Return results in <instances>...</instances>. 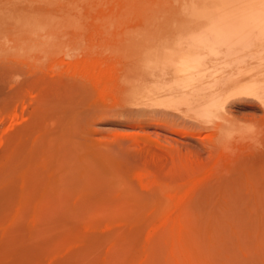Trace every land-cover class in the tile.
<instances>
[{
    "label": "rangeland",
    "instance_id": "1",
    "mask_svg": "<svg viewBox=\"0 0 264 264\" xmlns=\"http://www.w3.org/2000/svg\"><path fill=\"white\" fill-rule=\"evenodd\" d=\"M175 1L0 0V160L2 161L3 157L6 156V146L9 147L10 143L17 139L18 134L24 131L22 128L32 124L33 113L36 114L40 109L39 106L41 108L46 106V113L51 117V119L45 118L48 131L51 128L50 132L46 131V133H51H47L48 138L51 137L49 135H54L55 138H59L56 139L57 144L61 145L64 142V146L71 148L73 152L77 147L78 151L82 147L80 141H86L87 145L96 146L94 147V150L97 149L95 151L100 149L97 152L98 157L108 155V158L102 159H105L106 164H110L108 167L106 165V170H109L106 171V175L100 176L98 180H91L88 184L91 186L89 193H87L89 189L86 188L87 192H83L84 189L81 190L79 187L81 185L74 184L75 187L77 186L74 187L75 190H72L74 192L65 193L66 191L63 190L64 192H62L66 195L61 192L58 202L60 203L61 198L62 201L64 198L65 202L61 201L62 204H59L56 201L60 206L56 204L57 207H53L55 201L44 202L42 207L44 213L42 211L43 214L41 213L38 222L40 224L36 225L37 229L33 232L36 233L31 239H28L24 231L25 217L17 220L18 224H6L5 228L8 227L10 230L7 234L11 238L26 240L31 250L34 248L40 251L41 256H38L32 264H166L167 255L170 259L173 258L172 255H175L168 253L170 249L172 250L169 247L173 246H170V242L175 239V244L176 242L179 244L182 240L180 246L185 243L188 245L179 248L183 250L185 247L189 250L188 252L198 250V255L196 256L194 253V256L195 258L199 255L201 257L204 251L200 249V245H198L199 248L196 246V249L190 250L189 241L193 239V236L190 234V229L185 231L187 226L185 223L184 229L183 223L186 222V218H188L187 223L189 222L190 215L188 214L193 213V209L198 211L202 204L203 206L207 204L208 200L213 207L219 204L222 198L220 199V194H216L217 191L221 189L223 184L226 187L235 179L233 182L240 180L241 185L238 183L240 185L238 188L247 191H243L234 200H231L233 203L231 206L236 207V209L245 207L244 210L250 209L253 211L252 213L259 208L254 198L258 199L259 197L260 199V192L261 198H264L262 197L264 181L261 179L264 175V116L262 115V106L258 108L256 107L258 103L254 102L245 106L243 104L239 109L232 108V118L235 121L231 119L232 123L230 122L225 126L210 120L212 117L210 118L209 115L205 119H200L202 121H198V118L193 116L194 114L192 115V106L187 107L192 105L190 104L192 103L189 98L190 95H179L180 93H174L177 92L176 90H171L176 85V82L172 80H178L173 70L167 69L164 62L169 57L172 58V54L179 55V47L185 48L186 43H189V38L193 35H199L198 37L204 35L203 40L211 38L212 35L209 34L208 37L206 32L213 24L210 19L212 16L239 9L253 13L255 11L261 16L264 12V0H246L247 2L242 0L245 4L241 0H222V4L221 0L220 3L219 0H180L184 3L177 0L178 2L174 4ZM211 1H214V6L210 3ZM249 1L252 2L249 3ZM199 3L200 5H198ZM204 3H206V7H204ZM187 4L191 5L195 11H201L204 8L203 10H206L208 15L197 19L184 15L179 10H182L180 7ZM260 16L258 17L260 18ZM245 30L243 29L239 35H233L231 41L245 42V39L252 38L256 34L254 30H250L249 34L243 32ZM202 51L196 50L200 54ZM203 52L206 54L205 50ZM209 53L211 54L208 52L206 56H212ZM166 56L169 57L166 59ZM256 63L252 61L251 66H249L251 68L247 67V70L240 67V75H242L243 69H245V73L242 77L245 75L246 77L252 76L254 73L255 76L264 75V64H260L258 67V63ZM238 71H234V73H238ZM261 71L263 72L261 73ZM229 72L231 74L232 71L228 70L227 73ZM97 74H101V76ZM47 84L52 89L47 88ZM50 92L59 93L57 95L59 97L55 99L56 96L52 93L50 95L54 98L50 97ZM175 97L178 98V103ZM169 98L171 101L167 100ZM186 100L187 104L185 105ZM189 100L191 101L189 102ZM171 102L173 106L180 105L177 108L171 107ZM49 103L56 104L55 106L52 104L55 108L53 109ZM50 107L51 109H49ZM184 108L187 113L183 110ZM214 108L207 111L217 112ZM27 121H30L28 124H31L27 125ZM208 125L212 126L209 127ZM226 127L227 130H225ZM18 130L22 132L20 133ZM13 132L14 134H12ZM184 132L190 133L191 136H182L181 133ZM13 137L16 138L12 139ZM42 138H46L44 141L47 144V135L42 134ZM42 144H45L43 140ZM86 144L84 142V145ZM83 147L80 149L83 150ZM81 150L79 153H82ZM68 151L70 149L66 150V152ZM101 152L106 155L102 156ZM63 153L65 154V151ZM73 155L76 156L74 153L70 156ZM97 159L101 158L96 157ZM234 167L238 169L235 168V170ZM192 170H195L196 174ZM220 180L225 181L223 183ZM82 186L85 187L86 185ZM262 187L263 189H261ZM248 190L251 192L247 196ZM251 194L252 197H250ZM206 195H208L207 198ZM211 197L213 201H211ZM217 197L219 200L216 199ZM250 198L253 203L248 201ZM257 199L256 201H258ZM48 202L53 206L51 207ZM259 202L264 201L259 200ZM259 202L257 203L259 204ZM73 205H76L75 208L72 207ZM58 206L61 209H58ZM192 206L195 207L192 208ZM257 206L258 208H256ZM161 208L165 211L162 212ZM67 210H70L69 215L72 218L66 213ZM62 212L65 217L61 216ZM160 212H162L163 217L160 216ZM187 212L185 217L184 213ZM194 213L191 214V217H196ZM61 217H64L65 220L68 219V222L71 219L69 225L74 226V229L72 226L66 230L70 233L68 232L66 235L65 232L63 238L61 232L67 228L65 224L69 225L67 221L63 223L64 220L62 219L60 223ZM195 217H192L189 222L192 223L188 224V227L193 224ZM220 217L225 216L221 215ZM175 220L176 222H174ZM177 220L180 223H177ZM83 222H87V224H83ZM58 224L59 228L63 224L62 229H64L59 233ZM69 229L74 230L73 236ZM172 231L173 234H171ZM181 231L189 233L190 239L188 238L189 234L187 236L184 232L185 236H182ZM69 234L73 237L72 239ZM205 235V239L201 238L200 240L204 239L207 242L208 236L205 237ZM66 236L69 237L70 241L74 240L70 242ZM10 237L9 239H11ZM201 237H203L202 234ZM211 239L215 241V237ZM58 240L62 242L59 243ZM244 240L246 241V239ZM244 240H240L241 244ZM150 242H152L151 245ZM247 242L242 245L248 246ZM239 244L236 247L239 252L238 254L236 251V257L240 255L242 258L239 256L237 259L234 256L232 258L234 262L229 258L232 264H235L236 259L238 262L236 264H242V262L253 264L257 257L261 258L257 259L260 260V262L257 261L258 264L264 263V257L261 256L263 254L260 255L261 257L259 255L255 257L250 251L249 257L253 255L255 260L252 256L251 261L253 260V263L248 259L246 261L245 255L247 254L242 252V249L243 251L245 249ZM173 247L176 249H173L174 251L179 249L177 244ZM183 251L187 252L185 249ZM234 251L232 253L235 255ZM180 252L181 250L176 255ZM188 252L182 253L183 258ZM249 252L246 251V253ZM48 253L52 255L50 256ZM189 254L187 258L185 256V261L187 260L186 263L184 262L185 264L190 263L188 259H194L193 254ZM182 255L176 257L180 259ZM205 255L206 252L203 257ZM189 256L191 258H188ZM176 257L173 258L175 261L178 259ZM160 258L162 259L160 260ZM229 259L227 264H231ZM181 260L184 261L182 258ZM176 262L184 264L182 261L177 260Z\"/></svg>",
    "mask_w": 264,
    "mask_h": 264
},
{
    "label": "bare ground",
    "instance_id": "2",
    "mask_svg": "<svg viewBox=\"0 0 264 264\" xmlns=\"http://www.w3.org/2000/svg\"><path fill=\"white\" fill-rule=\"evenodd\" d=\"M171 1H173V0H171ZM216 1H218V0H216ZM244 1L247 2L246 0H244ZM244 1H242V2L245 4ZM254 1H261V0H254ZM176 2H178V1L176 0L174 2V4ZM186 2H188V1H186ZM213 2L214 1L210 2L212 4V6H214ZM218 2L220 3V0ZM242 2H240V3H242ZM251 2L252 1H249V3H251ZM200 3L198 5H200ZM221 4H222V0H221ZM223 4H224V2H223ZM205 5H206V3H204V7H206ZM210 6L211 5L209 4V7ZM221 6H223V5H221ZM175 8H176V6H175ZM180 8H182V10H179V11H182V13L184 15L192 16L193 18H196V19L197 18H204V17H206L208 15L206 13V10H203L204 9L203 8V4H202V8L203 9L201 11L200 10L199 11H195L194 8L191 5H188V4L185 5L184 7H180ZM199 8H201V7H199ZM233 8H235V7H233ZM214 9H215V7H214ZM256 14L258 15V12L255 13V11H254V13H253V12L248 11V10H240L239 9V10H235V11L223 12V13H220V14H218L216 16H212L210 19L212 20L213 24L206 32L208 37H209V34L212 35L211 38L203 40V36L204 35L200 36L201 38L198 37L199 35H197V36L193 35L192 37L189 38V41H188L189 43H186L185 48L184 47H182V48L179 47V49H180V50H178V52H179L178 54L179 55H177L176 53L172 54L171 55L172 58H170L169 56H166V59L168 57L169 58H168L167 61L164 62V65L167 66L166 67L167 69L171 68L173 70L174 75L176 76V78L178 80V81L172 80V81L176 82L175 86L178 87V88H176L174 86L171 90H173V91L176 90L177 92H174V93H177V94L180 93L179 95H181V94H186L188 96L190 95L189 98L192 101L189 100V102L191 101L192 103H190V104H192V105H188L187 107L192 106L191 109L193 111L195 109L196 110L198 109L197 111H194V112L192 111V115L194 114L193 116H196L198 118V121H202L200 119H205V118H207V115H209L210 118L212 117V119H210V120H213L215 122H219L222 126L228 125L232 121L231 119H233L232 118V116H233L232 113L233 112L231 111L232 108L233 109H236V108L239 109V107L240 106L242 107L243 104H244L243 106H245L247 104H251V103H254V102H257L258 104H260V105L256 104L257 105L256 107L260 108V106H262L261 110L263 112L262 115L264 116V77H261V76H264V75L260 74V76H255L254 75L255 73H254V74H252V76H247L246 77V75H245V77H242V75H244V73H245V69L247 67L251 66L252 61L257 62L258 63V67H259L260 64L261 65L264 64L263 63L264 62V12L262 13L263 16L261 15L262 17L260 15H258V16H260V18L258 16H255ZM259 21H262V22H259ZM258 24H260V25H258ZM243 29H246L243 32H247V33L250 30H254V31H256V34H254V37H252V38L248 37L249 39H245V42H239V41L232 42L231 41L232 40V36L233 35L234 36L239 35V33H241ZM200 34H202V33H200ZM242 35H243V33H242ZM256 41H257V43H256ZM182 42H184V41H182ZM257 48H259V49H257ZM196 50H198L199 52H200V50H203V51L205 50L206 54L208 52H211V54L210 53L209 54L212 55V56L208 57V56H206V54H204L203 51H202V54H200V53L196 52ZM185 51H186V53H184ZM240 67L241 68H245V69H243L242 75H240V73H241L240 72ZM249 68H251V67H249ZM249 68H248V70H250ZM163 70H166V69H163ZM228 70L232 71L231 74H230V72L227 73ZM169 71H170V69H169ZM234 71L235 72L238 71V73H234ZM250 71H249V75H250ZM262 72L263 71H261V73ZM78 74H79V72H78ZM97 75L101 76V74H97ZM228 75H232V76H228ZM88 79H89V77H88ZM97 79H98V77H97ZM99 79L101 80V78H99ZM259 79H262V80L260 81ZM93 80H94V78H93ZM105 80H106V78H105ZM97 82H98V80H97ZM106 84H107V82H106ZM47 86H48L47 88L50 87L48 84H47ZM103 86H104V84H103ZM60 90H61V88H60ZM42 92L44 94V91H42ZM56 92L55 93L54 92L53 93L50 92L49 95L52 93L53 95L56 96L55 97V99H56V98L59 97V96L57 97V95L59 93L57 94ZM47 96H48V93H47ZM50 97L54 98L52 95H50ZM176 98L177 97H175V100H176ZM208 98H210V99H208ZM167 100L171 101L170 98L167 99ZM178 101L179 100L177 98L176 102L178 103ZM162 102H164V101H162ZM165 103H166V101H165ZM182 103H184L183 100H182ZM52 104H50V106L54 109L55 108L54 106L56 104L55 105L53 104L54 106ZM186 104H187V100L185 102V105ZM179 105H176V106L174 105V106L177 108V106L179 107ZM174 106H173V103H172L171 107H174ZM217 106L219 108H216ZM51 107L49 109H51ZM39 108H38L39 110L36 112V114L33 113L34 116L32 115L33 117L31 119L32 120L31 123L33 125L30 123L32 125V127H31L30 124H28L30 121H27V125H30L28 127H31V128L28 129V127L26 126V128L25 127L22 128L24 130L23 132L20 131L22 129L18 130L20 133L21 132L22 133L18 134L17 139H15L16 141L13 140V143L15 141L14 144L10 143L11 145L9 147H7L8 145L6 146V148H7L6 156L3 157L4 159L1 158L2 161L0 160L1 161L0 162V264H32L38 256H41V254H39V252H40L39 250L37 251L34 248H32V250H31V247H30L29 244H27L28 242L26 240H23V239L20 240L18 238H16V240H15V238H11L8 235L9 231H10L9 228L8 227L5 228L6 224L13 223L12 225H14V223H17V220L19 221L20 218L25 217L26 218V226L24 228V231L26 232V235L28 236V239H31L34 236V234L36 233V232L33 233L34 230L37 229L36 225L38 226L40 224V223H38L39 220H40V216L44 213L43 208H42L44 202L46 203L47 201H50V202L55 201L53 203L55 205L54 206L52 205V206L53 207H57L56 204L59 203L58 201H59V197H61L60 196L61 192L63 190L66 191L65 193H67L68 191H69V193L70 192H74L72 190L74 189L75 185H77V186L81 185L79 187H80L81 190L84 189L83 192L86 191L85 190L86 188H87V190L89 189L88 192L86 191L87 193H89L91 186L90 185L88 186V184L91 182V180L95 181V180H98L100 178V176H103L104 174L106 175V173H107L106 171L108 170V169L106 170V168L110 165V164L109 165L106 164V161H105V159H106V157L108 155L102 154L103 152H101L102 156L106 155V157L104 156L105 159H102L104 157H98L99 155H98L97 152L100 149L98 151H95V150H97L96 148L94 150V147H96V146H93V145H90V144L87 145L86 141H84V142H85V144L87 146L84 145L83 141H80L81 146L83 147V145H84L83 150H81L82 147H80L81 149L79 148V151L81 150L82 153H79V151L77 150L78 147L76 148V150H75L76 153H75V152H73V150H71V148H68V147L66 148L64 146V142L61 145L59 143L57 144V141H56L57 137L55 138L54 135H49V137L50 136L51 137L48 138V134H51V133H48V132L51 131V128L49 129L50 131H48V126H46V122H45V120H46L45 118L49 117L47 115V113H46V108L47 107L43 106L41 108L39 106ZM185 108L183 110H185ZM213 108L217 112H208L207 111V110L213 109ZM183 113H184V111H183ZM185 113H187L186 110H185ZM193 116H192V118H193ZM186 117H187V115H186ZM49 118L51 119V117H49ZM28 119L30 120V118H28ZM233 120L235 121V119H233ZM195 121H196V118H195ZM213 121H212V123H213ZM263 121H264V119H263ZM59 123H60V121H59ZM194 123H196V122H194ZM199 125H201V124H199ZM59 126H60V124H59ZM211 126H209V127H211ZM216 126H214V127H216ZM46 127H47V129H46ZM25 129H27V130H25ZM220 130H221V128H220ZM225 130H227V127H226ZM15 131H17V130L15 129ZM46 131H48L47 132L48 134L46 133ZM12 134H14V132ZM42 134L47 135V138L49 139V140L47 139V141H48L47 144H46V141H44V140H46V138L45 139L42 138ZM181 135L182 136H191L190 133H188V132L181 133ZM10 138H11V136L9 137V139ZM14 138H16V137H13L12 139H14ZM42 140H43V142H45V144H42ZM59 141H61V140H59ZM67 141H68V143H70L69 140H67ZM68 143H67V146H68ZM89 145L93 147V152H92V147L90 148ZM61 146H63V147L61 148ZM213 146H215V145H213ZM87 147H89V148H87ZM222 147H223V145H222ZM63 148L66 149V150L70 149V151H68V152H71V153L69 154ZM62 150H63V152L65 151V154L62 152ZM214 150H216V149H214ZM73 153L76 154V156L73 155L74 158H72L73 156H70ZM95 156L97 158H101V159H97L96 160ZM69 157H71V158H69ZM250 162H251V160H250ZM241 164H242V162H241ZM106 165H107V167H106ZM246 165H247V163H246ZM193 167H194V165H193ZM248 167H249V165H248ZM235 168L236 167H234V169ZM236 169H238V168H236ZM246 169L248 170V168H246ZM115 170H117V169H115ZM170 170H171V168H170ZM182 170H184V169H182ZM195 170H196V168H195ZM195 170H192L194 174H196ZM247 170L244 169V171H247ZM178 173H179V171H178ZM190 175H192V174H190ZM186 176H188V175H186ZM255 176H258V175L255 174ZM262 176L263 177H261V179H262V181H264V175H262ZM161 178H162V176H161ZM180 178H182V177H180ZM74 179H76L77 181H75ZM235 180H232L230 183L227 182L229 185L228 186L226 185V187L223 186L224 185L223 184L222 187L220 186L221 189H219V191H217L218 193L215 192L216 194H220L221 195V197H220V195H217V196L220 197V199L222 198L224 200L223 201L221 199L222 201L221 200H220V202L218 201L219 204H216L217 205V206L215 205L216 207L215 206L214 207L211 206V204L208 202L209 201L208 199H207L208 200L207 204H205L204 206L202 204L201 208H200V205H198V207L200 208V209L197 208V209H199L198 211H195L194 209L192 210V208H194L195 206L194 207L192 206V208L190 207L191 210L193 211V213L195 212L194 214H196V217L192 216V217H195V218H193V219H195V221H193V224L189 225V227H188V224L192 223V222L191 223H189V222L192 219L191 214H193V213H191V214H188V212L184 213L185 217H186V214L190 215V217H191V219L189 217V222L188 223H187V219L188 218H186L185 219L186 222L183 223V225L186 223L185 225L188 227V229L186 227L185 231L190 229L191 232L190 231H188V232H190V234H192L191 236H193V239L191 241H189L190 250L191 249L194 250V248L196 249V246L198 247V245H200L199 246L200 249L202 251H204V253L206 252V255L204 257H203L204 253L201 252L203 255H201V257L199 255L198 257L195 258L194 253L197 256L198 255V253H197L198 250L196 252H195V250H194V252H188L189 250L184 247L183 250L185 249L188 252V254L192 253L193 256H194V259L191 258V256L188 257V258H191L193 260L188 259V260H190V263L188 262L187 264H191V263H193V264L194 263L195 264L196 263L197 264H221V263L227 264L226 262H228L229 258L232 259L234 256L236 257V255H237V253H236L237 244L240 243L239 246L242 247L243 246L242 244L244 242L246 243L247 241H248L247 242L248 246L246 244H245L246 245L245 247L243 246L245 250L248 249V250H246L247 252L250 251L253 255H255V257H257L256 255H259V256L261 254L264 255V205H263L264 202H259V200H261V201L263 200L264 201V198H261V192H260V199H259V197H258V199L254 198L255 202H256V205H259V208L257 206L256 208H258V209L255 210L254 213H252L253 211H251L250 209H248L247 211L244 210L245 207L244 208L242 207L243 210L241 208H239L241 210H239L238 208L236 209V207H234V206L232 207L231 204H233V203L231 202V200H234L235 197L240 195V193H243V191H247V190H243L242 191V189L238 188L241 185L240 182H239L240 180H237L238 182L237 181L233 182ZM255 180L257 181V178H255ZM173 181H174V179H173ZM220 181H223V180H220ZM224 181H223V183H224ZM82 185H84V186L86 185L87 187L86 186L83 187ZM252 186H253V183H252ZM262 186H264V184ZM81 187H83V188H81ZM255 189H257V188H255ZM261 189H263V187ZM250 192L251 191H249L248 194L246 193V195L248 196ZM257 192H256V194H257ZM64 195H66V194H64ZM203 196H205V195H203ZM64 197H66V196H64ZM207 197H208V195H206V198ZM250 197H252V194H251ZM262 197H264V193H263ZM216 199L219 200L218 197ZM256 199L258 201H256ZM60 200L62 201V198ZM250 200H251V198L248 201H250ZM56 201L58 203H56ZM61 201H60V203H61ZM204 201H205V199H204ZM211 201H213V198H212ZM62 202H65L64 198H63ZM257 202H259V204ZM202 203H203V201H202ZM251 203H253V202H251ZM49 204L51 206V203H49ZM45 205H47V204H45ZM234 205H235V202H234ZM59 206H58V209H61ZM74 206H76V205H73L72 207H74ZM251 208H252V206H251ZM51 209H52V211H54L53 208H51ZM51 209L49 211H51ZM68 209H70V208H68ZM162 209L163 208H161V210ZM42 211H43V213H42ZM67 211L68 212H66V213H68V215H69L70 210H67ZM74 211H76V210H74ZM157 211L159 213V210H157ZM164 211L162 210V212H164ZM187 211H188V209H187ZM162 212H160L161 213L160 214L161 217H163ZM66 213H65V215H67ZM137 213H139V212H137ZM142 213H144V212H142ZM154 213L157 214V212H154ZM48 214H50V213H48ZM58 214H60V213H58ZM221 215H224L225 217H220ZM61 216H64L63 212H62ZM133 216H135V215L133 214ZM151 216H152V214H151ZM151 216L149 215V218ZM64 217L60 218V223H61V219L64 220V221H62L63 223L64 222L66 223V221L68 222V219L65 220ZM69 217H71V216L69 215ZM69 217H67V218H69ZM154 218H156V217H154ZM179 218H181V217H179ZM52 219L56 220L55 218H52ZM86 220H88V219H86ZM137 220H139V219H137ZM147 220H148V217H147ZM180 220H183V219H180ZM70 221H72V220L69 219V222ZM153 221H154V219H153ZM69 222H68V225H69ZM87 222H83V224L84 223L87 224ZM148 222H145V223L147 224ZM174 222H176V220ZM177 223H180V222H178V220H177ZM181 223H182V221H181ZM62 225L63 224L60 225L61 228H59V224L57 225V227L59 228L58 233L60 231L64 230V229H62V227H63ZM65 225H66L67 228L65 227ZM65 225H64V228H66V229L64 230V232H61L62 233V238H63V236H65L64 233L66 232V230L69 227L73 226V225L72 226H70V225L67 226V224H65ZM91 225H92V222H91ZM178 225H180V224H178ZM185 225H184V229H185ZM54 226H56V224H54ZM89 226H86V227H89ZM171 226H173V225H171ZM190 226H191V228H190ZM92 227L94 228V225H92ZM151 227L154 228L155 226H151ZM72 228L74 229V226ZM153 228H152V231H153ZM181 229L184 230L183 228H181ZM69 230L71 231V235L73 236L74 235L73 234L74 230L73 231H72V229H69ZM185 231H183V232L181 231L183 233V235L181 234L182 236H185L184 235L186 233ZM68 232L69 231L66 232V235H68L67 234ZM174 232H175V229H174ZM171 234H173V231H172ZM171 234H170V236H171ZM175 234L176 233H174V235ZM186 234L188 236L189 233H186ZM190 234H189V237H188L189 239H190ZM201 234L203 235V237H201ZM174 235H173V237H174ZM204 235H205V237L208 236V241L207 242H206V240H204L205 239ZM8 236L11 239H9ZM69 236H70V234H69ZM162 236H163V234H162ZM176 236H178V235L176 234ZM6 237H8V238H6ZM57 237L59 239H61L59 237V235H57ZM178 237H180V236H178ZM212 237H215V241H214V239L213 240L211 239ZM67 238L69 240V237H67ZM70 238L72 239L73 237L70 236ZM74 238H75V236H74ZM188 238H186V239H188ZM201 238H204V239L200 240ZM216 238H217V240H216ZM152 239L155 240V238H152ZM170 239H171V237H170ZM241 239L242 240L246 239V241L245 240L242 241V244H241V241H240ZM179 240H181V239H179ZM60 241L58 240L57 242L60 243ZM72 241H70V242H72ZM172 241L173 240H171V242H170L171 243L170 246L171 245L176 246V244H177L178 248L179 247L182 248L183 245H187L185 243V244L180 246L179 244L183 242L182 240H181L182 242L180 241L179 244L177 242L175 244L176 239L173 241V243H172ZM70 242H69V244H70ZM151 243L152 242H150V245H151ZM173 246L169 247V249L172 248V250L170 249L168 251V253L170 252V254L172 253V254L176 255L177 252H179L180 250H181V252L183 251L181 248H179L180 250L177 249V251H174L176 249H174ZM61 247H63V246H61ZM246 247H248V248H246ZM54 248H55V246H54ZM149 249H150V247H149ZM165 250H166V248H165ZM232 250L233 251L235 250L234 251L235 255H234V253H232L233 252ZM245 250L243 251V249H242V252L243 253L245 252L244 254H247V255L250 254V252L246 253ZM147 251H148V249H147ZM159 251H157V252H159ZM240 251H241V248H240ZM163 252H161V253H163ZM181 252L179 253L180 255H182V253L184 251L182 253ZM186 253L184 252L183 254H186ZM231 253L233 254V256H232ZM48 254L50 256L52 255L50 253H48ZM179 254L176 255V256L179 257L180 256ZM188 254L184 255V258H183V255H182L181 258L184 259V261L181 260V258L179 259L175 255H172V257L173 258L176 257V258H178L177 259L178 261H182L183 263L184 262L186 263L187 260L185 261V259L187 258ZM230 254H231V257H230ZM238 254H239V252H238ZM189 255H191V254H189ZM247 255H245L247 257V258H245L246 261L248 259L251 263L255 262L257 264H258V262H260V260L258 261L257 259H261V258L257 257L256 261H253V260H255V257L252 255L253 256V260H252L253 262H252L251 261V259H252L251 257L252 256L249 257V255L248 256ZM263 255H261V256L264 257ZM185 256H186V258H185ZM239 256H237L236 258L238 259ZM157 258H159V257H157ZM162 258H160V260ZM173 258L170 259L169 255H167L166 264H167V262H168V264H173V262L177 261V260L175 261V259H173ZM231 259H229L230 262H231ZM237 259L235 261V264L238 263ZM245 259H241V260H245ZM234 260H235V258H234ZM232 262H234L233 259H232ZM232 262H231V264H232ZM243 263L245 264V262H242V264ZM255 263H253V264H255ZM176 264H181V262H179V263L176 262ZM262 264H264V263H262Z\"/></svg>",
    "mask_w": 264,
    "mask_h": 264
}]
</instances>
